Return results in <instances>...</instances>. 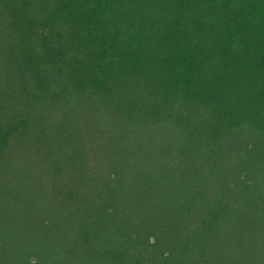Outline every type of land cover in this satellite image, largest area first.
I'll return each mask as SVG.
<instances>
[{
  "label": "trees",
  "instance_id": "16d2710c",
  "mask_svg": "<svg viewBox=\"0 0 264 264\" xmlns=\"http://www.w3.org/2000/svg\"><path fill=\"white\" fill-rule=\"evenodd\" d=\"M0 264H264V0H0Z\"/></svg>",
  "mask_w": 264,
  "mask_h": 264
}]
</instances>
